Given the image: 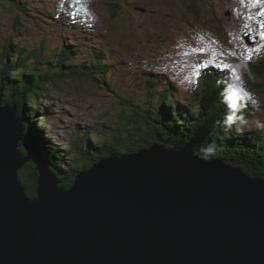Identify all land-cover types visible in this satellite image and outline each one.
I'll return each mask as SVG.
<instances>
[{
  "label": "water",
  "instance_id": "water-1",
  "mask_svg": "<svg viewBox=\"0 0 264 264\" xmlns=\"http://www.w3.org/2000/svg\"><path fill=\"white\" fill-rule=\"evenodd\" d=\"M1 103L0 264H264V178L154 143L64 185Z\"/></svg>",
  "mask_w": 264,
  "mask_h": 264
},
{
  "label": "rangeland",
  "instance_id": "rangeland-1",
  "mask_svg": "<svg viewBox=\"0 0 264 264\" xmlns=\"http://www.w3.org/2000/svg\"><path fill=\"white\" fill-rule=\"evenodd\" d=\"M27 1H29L30 6ZM27 1L12 0L10 1L11 3H5L4 1L0 2V62L4 57V54L2 55L3 42L9 38H11L10 41L13 43V47L11 56L6 57L7 60L12 59L13 61V58L15 57L16 59V55H18L21 51L24 56H27L24 60L25 64H28L29 66L30 63H34L35 57L33 52L39 53L46 59L49 58L53 52L59 54L58 41L61 39L56 40V38L60 37L63 33L62 30L55 31L54 29H51L53 32L50 33L48 39L41 42L42 36H39L40 29L32 28L36 25L42 28L48 26L46 25L48 23L44 24L38 20V14H35V12H39L44 7H47L48 3L56 0H41V3L40 0ZM68 1L78 4V8L81 9L83 7H87V9H90L97 19L101 18L106 31L108 33L111 31L114 35L111 36V41H116V46L130 59V45L137 42L134 43L132 49L137 55L140 53V56L133 58V63L130 67H123L115 70L114 72L111 70L108 71L105 75V82H108L107 84H110L109 86L102 84V87L99 89L93 88L90 90L86 88V90L84 86L85 83L77 84L78 82L81 83L80 80L76 83V81L73 82V80L64 79L62 84L64 82L65 87L62 89L51 90L48 91V93L45 92L43 95H38V105L36 110L32 112L38 116L35 123H37L36 129L40 136L42 135V137L44 136V138L48 141L50 140L48 142L50 143V147L55 145L63 151H68L73 148L68 142L70 140L69 137L79 135L80 131H86L85 129H89L86 140L90 145L89 149H92L91 147H97V142L103 140L105 136H103V134L99 131L91 129V126H96L100 123L107 124L112 122L115 126H119L120 129L124 126H128L129 132H127L126 135H129L127 136L126 141L130 142L132 140L135 143H138V145L141 144L142 148H147V146L157 143L163 148L176 151L181 150L204 159L203 156L199 155L198 150L195 147L196 136L194 137L192 134V131L196 129L197 124L202 122L206 116L205 113H203L199 102L203 96L195 98L191 94H181L182 97L187 95L184 97V101L191 104L190 107H188L186 112L181 116L167 118V115L163 116V114H159V111H161L160 108L157 109V104H159V102L155 96L149 95L147 87L150 86L151 91H160V85L163 84V82L159 81L160 74H157L155 68H150L147 72L141 69L133 76L132 70L137 66V64H144L140 60L141 57H145V59L148 58L154 62L159 61L158 57L164 50L167 49L166 43H173L172 46L175 47L178 43H180V40L174 38V40L171 41L170 39H173L174 36L177 37L179 34H193L197 29L196 25H193L194 23L199 24L202 31L210 29L215 31V33L222 38L227 31H230L231 38V33L233 32L230 30V27L234 26V23H232L234 22L232 10L235 8V5H240V3L238 4V0H205L206 5L204 6L206 7L207 13L210 15V17L205 20H203V18L194 19L185 14V0H97V2L93 0ZM125 1L129 4V7L125 5ZM245 1L246 4L242 7L243 14H248L247 3L253 4L255 2H259V0ZM132 3L136 7H134ZM202 3L204 4V2ZM21 8L24 9V12L27 13V15H32L33 17L21 14L23 12ZM145 8L147 10H145ZM98 14L100 15V18L98 17ZM28 17L30 20H28ZM225 17L228 19L230 18V21L226 22L224 20ZM93 19L94 18H91L92 21ZM17 20L19 23L16 22ZM133 29L135 30L133 31ZM238 29L244 30L245 28L242 24H239L237 26V30ZM138 33L141 38L143 37L142 39L139 38L138 40ZM233 34L236 35L235 33ZM70 35L72 34L70 33ZM53 38L54 40H52ZM154 38L158 39V41H153ZM192 40L194 41L193 38ZM144 42L147 43L146 48H144ZM101 44L102 43H99L95 46L98 48L99 46H102ZM175 49L176 48H173V51H175ZM84 51H86V49H84ZM87 54L89 56H93L94 52L90 51ZM84 55V53L73 54V59L75 60H72V62H81L84 57H86V55ZM54 56H56V54ZM20 63L17 67L22 68L23 64ZM178 67H181L180 71H183V68H186V65L179 64ZM153 75L158 77H154ZM121 77H123V79H121ZM147 77H153L157 82L147 84L144 81ZM256 77L257 83H259V78L258 76H255V78ZM120 81H122L120 85L121 91L119 93L117 92V96L114 98L112 97L113 95H111L110 88ZM86 84L89 85L88 83ZM66 85L70 87V89H67ZM254 91L257 93L259 100L263 105L259 103L257 107L258 109L253 106L255 109H253L252 112H256L255 114L259 117V119H261L264 117V95L257 89V87L254 88ZM184 92L187 93L186 89ZM153 94L158 93L154 92ZM168 94L171 95L170 99H172V96H174L175 100L178 98L176 96L177 93L175 94L173 91L169 90ZM235 97V95L231 97L232 102L228 101L227 106L229 109L228 111H230V116L233 117V122L231 123L232 126H240L237 127V130L234 129L233 131L241 134V127L246 119L238 120V117L246 116V104L241 103V105H239L235 103ZM174 99L173 104L175 102ZM149 104H151L152 107L149 109L143 108V111H145L143 113L144 117L142 116L140 121L139 117L136 116V113L138 115V112L141 111L142 105ZM128 108L130 124H126V120L123 118L124 115L128 114ZM29 111L31 110L28 109L27 113ZM197 116L199 117V121L196 119L195 121L197 122L194 124V122L191 121ZM156 118L163 119V123L167 127V130H169L168 133H165L168 136V142L169 144L175 145L176 148L167 147L160 140L157 141L156 135L150 132L152 129V122H156L158 127H165L163 126V123L158 124ZM224 120L225 119L222 121ZM94 121L98 122L95 123ZM218 123H221V121L218 120ZM246 124L248 127L245 128L244 131L246 129L254 128L250 122L246 121ZM201 125L204 126L206 124ZM135 134H137L140 141H138V137L135 136ZM82 137L84 136H81L80 138ZM182 140L185 141L183 142ZM204 141L207 142L209 140L205 139ZM197 142L203 141L202 139H198ZM183 143L187 148L182 146ZM34 152L36 153V151ZM40 154L41 157H43L41 151ZM36 155L38 156L39 154ZM63 156L66 157V159L72 160L77 155L70 151L69 154ZM212 159L217 158H211V160ZM232 167L241 170L236 165Z\"/></svg>",
  "mask_w": 264,
  "mask_h": 264
},
{
  "label": "trees",
  "instance_id": "trees-1",
  "mask_svg": "<svg viewBox=\"0 0 264 264\" xmlns=\"http://www.w3.org/2000/svg\"><path fill=\"white\" fill-rule=\"evenodd\" d=\"M1 1L11 3L10 1L12 0H0V2ZM21 9L24 12V9ZM184 9L188 16H193L197 19L204 18L205 20L210 17L201 0H185ZM16 22L19 23L18 20ZM10 39L11 38L3 42L2 55L4 54V57L0 62L1 104L15 105L17 107V116L23 126L28 143L39 152H42L44 161L47 163L50 170L61 179V184L68 185L73 180L76 173L101 157L112 156L116 153L124 154L142 147L141 144L138 145V143L132 140L130 142L126 141L129 135H126V133L129 132L128 126H124L120 129L119 126H115L112 122L91 126V129H95L105 136L103 140L97 142V147L93 146L91 147L92 149H89L90 145L86 140L87 132L82 133L84 137L71 141L70 146L73 148L68 151H63L55 145L50 147V143H48L50 140L48 141L37 132V123L35 122L38 116L32 112L36 110L38 105V95H43L45 92L48 93V91L51 90L62 89L65 87L64 82L62 84L64 79L73 80V82L76 81V83L80 80L81 83L78 82L77 84L85 83V89H99L102 87V84L107 85L105 82V72L108 70V67L106 68L101 67L99 64H93L92 59L89 57H84L81 62H75L73 64V52L77 49H74L75 47L70 45L68 47L64 43H61L59 47V54L53 52L47 59L39 53L33 52L35 57L34 63H30L28 66V64H25L24 60L27 56H24L21 51L16 55V59L15 57L13 58V61L12 59H6V57L12 54L13 43ZM54 53L56 56H54ZM20 62L23 64L22 68L17 67ZM248 68L250 70L253 69L254 74H257L259 78V83H257V78L254 79L255 75L252 73L250 78L253 77V80L251 79L247 84L248 88L254 89L257 87L264 95V61L261 64ZM184 70L185 68H183V71ZM227 80V84L232 86V81L228 78ZM153 83L154 81L150 80L147 84ZM147 87L149 95L155 96L159 102V104H157V109H161L159 114H163V116L167 115V118H172L181 116L186 112L184 107L179 108L174 105L177 99L175 100L174 96L170 99L171 95L168 94V91H166L164 87H162L163 90L157 91L158 94H153L155 91H151L150 86ZM66 88L70 89L67 85ZM116 90L119 93L117 88ZM203 91L205 94L199 102L206 116L202 122L197 124L195 130H193L194 128L192 129V134L194 137L196 136L195 147L199 155L203 156L204 159H220L229 165H236L247 175L264 178V121H262L264 119L260 120L261 124L258 130L251 128L244 131V129L248 127L245 121L241 127V134L234 132L233 130H237V128H233L232 124L227 123V118L230 116L227 102H232L231 94H225L221 86L218 89L214 86H210V88L205 87ZM173 99L175 100L174 104ZM151 107V104L142 105L141 111L138 112V115L136 113V116L139 117V119L142 118L145 112L143 108L149 109ZM28 109L31 111L27 113ZM197 117L191 122L195 124L197 122L195 121L196 119L199 121V117ZM248 117L251 119L253 118L252 115H248ZM123 118L126 120V124H130L129 108L128 114L124 115ZM244 118L245 117L239 116L238 120H243ZM220 119L225 120L222 121ZM218 120L221 121V123H218ZM156 121H158V124L163 123V119L161 118H156ZM201 124L206 125L202 126ZM151 125L152 129L150 132L156 135L157 141L160 140L167 147L176 148L175 145L169 144L168 142V136L165 133H168L169 130H167L164 123L163 126L165 127H158L156 122H152ZM135 136H137V134H135ZM137 139L140 141L139 137ZM198 139H202L203 142H197ZM205 139L209 141L205 142ZM185 140L182 141L184 142ZM182 146L187 148L184 143ZM209 147L214 149V153L205 158V150ZM70 151L77 155L72 160L66 159V157L63 156L69 154ZM18 175L27 194L29 196L35 195V178L37 172L33 161H29L25 164L18 171Z\"/></svg>",
  "mask_w": 264,
  "mask_h": 264
},
{
  "label": "bare ground",
  "instance_id": "bare-ground-1",
  "mask_svg": "<svg viewBox=\"0 0 264 264\" xmlns=\"http://www.w3.org/2000/svg\"><path fill=\"white\" fill-rule=\"evenodd\" d=\"M93 1L97 2V0H93ZM27 3L29 4V1H27ZM77 5L78 4L68 0H56L54 2L48 3L47 7H44L39 12H35V14H38V20L44 23H48L49 27L45 26L44 28L46 33H49L52 28L58 29L60 27H64L65 20H67V27L65 28V30L72 31L70 32L72 34V37L68 39L69 40L68 44L72 47H75L74 49H77L76 50L77 53L76 51H74L73 54L84 52L86 57H89L87 56V53L90 52L92 49L89 48L86 49V51H84V49H81L78 46H76L74 42L76 40H79L83 44H86L87 43L86 41H90L91 45H96L97 40H99L100 38L98 36V32L96 28L97 25L100 23V19H97L92 12L87 14V12H89L87 7H83L81 9L78 8ZM21 14L27 15V13L25 12H22ZM30 16L33 17L32 15ZM72 17H75L76 19H73ZM91 18H94L93 21L91 20ZM28 19L30 20L29 17ZM85 26L87 27V29H83ZM35 27L38 28L39 26L36 25ZM45 32L43 30L40 31V35L42 36V38H46ZM100 41L102 43L101 45L105 47L106 44L105 39H100ZM227 81H228L227 78L223 80L225 84L228 83ZM94 122L96 123L98 121H94Z\"/></svg>",
  "mask_w": 264,
  "mask_h": 264
},
{
  "label": "snow or ice",
  "instance_id": "snow-or-ice-1",
  "mask_svg": "<svg viewBox=\"0 0 264 264\" xmlns=\"http://www.w3.org/2000/svg\"><path fill=\"white\" fill-rule=\"evenodd\" d=\"M208 65L205 63L203 65H197L196 68H195V74L198 76L200 74V72L203 70L204 67H207ZM225 68H229V66L227 64H224L223 65ZM230 71H232L234 74H235V70L234 69H230ZM237 75V79H239V75Z\"/></svg>",
  "mask_w": 264,
  "mask_h": 264
},
{
  "label": "clouds",
  "instance_id": "clouds-1",
  "mask_svg": "<svg viewBox=\"0 0 264 264\" xmlns=\"http://www.w3.org/2000/svg\"><path fill=\"white\" fill-rule=\"evenodd\" d=\"M233 122V117L229 116L227 123L231 124ZM214 153V149L209 147L208 149L205 150V158L208 156H211Z\"/></svg>",
  "mask_w": 264,
  "mask_h": 264
}]
</instances>
